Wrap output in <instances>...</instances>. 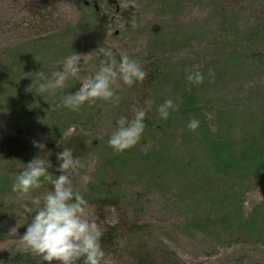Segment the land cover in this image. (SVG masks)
<instances>
[{
	"label": "rangeland",
	"instance_id": "1",
	"mask_svg": "<svg viewBox=\"0 0 264 264\" xmlns=\"http://www.w3.org/2000/svg\"><path fill=\"white\" fill-rule=\"evenodd\" d=\"M95 1L89 10L80 0H0V264H37L18 241L31 215L11 185L35 157L49 160L55 179L64 147L83 164L72 186L89 201L116 264H264V242L239 227L257 211L264 231V169L217 177L202 129L249 147L261 137L264 145V0ZM100 47L117 61L127 54L147 73L143 83L113 85L118 104L69 111L60 97L77 91L80 79L55 95L36 93L69 55L82 57L81 78L93 75ZM190 71L203 83H190ZM149 99L140 141L114 152L116 120L131 119ZM167 99L178 110L162 120L156 109ZM192 119L200 122L195 131L187 128ZM50 188L45 182L31 195ZM111 228L112 244L102 240Z\"/></svg>",
	"mask_w": 264,
	"mask_h": 264
},
{
	"label": "clouds",
	"instance_id": "2",
	"mask_svg": "<svg viewBox=\"0 0 264 264\" xmlns=\"http://www.w3.org/2000/svg\"><path fill=\"white\" fill-rule=\"evenodd\" d=\"M96 52L103 58L93 75L81 78L82 64L79 61L82 57L69 55L64 58L61 70L52 71L38 83L36 93L42 97L45 93L55 95L69 79H80L77 91L60 97L63 107L79 112L85 104L91 106L98 100L118 104L120 98L113 90L118 80L129 87L145 80L147 73L127 54L122 53L117 61L110 49L100 47ZM187 80L201 84L204 75L199 71H190ZM153 103L149 99L145 101V107L133 108L131 119L120 116L116 120L108 139V146L114 152H124L140 141L147 112ZM177 110L178 106L171 99L165 100L156 109L162 120H167L170 113ZM199 123V120L192 119L187 123V128L195 131ZM56 159L58 164L55 170L59 174L55 179L49 172L53 167L49 160L35 157L24 164L11 185L16 198L27 201L24 211L31 215V222L18 239L23 252L38 258L37 264H53V261L57 264H116L114 257L102 247L103 233L99 225L89 217V201L73 189L71 176L83 167L80 158L74 157L71 148L64 147ZM45 182L50 183L51 188L42 195L32 196L31 193L41 189ZM16 233L17 227H13L10 234Z\"/></svg>",
	"mask_w": 264,
	"mask_h": 264
},
{
	"label": "trees",
	"instance_id": "3",
	"mask_svg": "<svg viewBox=\"0 0 264 264\" xmlns=\"http://www.w3.org/2000/svg\"><path fill=\"white\" fill-rule=\"evenodd\" d=\"M86 9H93L95 7V0H80ZM263 26H264V16H263ZM189 94L186 96L188 100ZM190 100L187 101L186 105L190 104ZM190 106H192L190 104ZM205 130L207 137L210 139L211 145L214 147L212 152V164L214 175H219L220 171H225L224 173L241 174L243 170H247L250 175H255V171H260L264 169V145H262V138L260 137V145H255L252 147L247 146L244 142L238 144L236 142H226L219 139L218 132L214 133L212 128L208 124H204L202 127ZM213 138L217 139L213 142ZM153 156V153L149 156ZM233 178V177H232ZM217 179V178H216ZM98 194L99 189L95 188L92 193ZM100 197V196H99ZM229 198V197H228ZM227 199V198H226ZM101 201V198L98 199ZM238 214L240 215L241 207L237 204ZM259 213L257 211L253 212L248 218L241 219L239 227L244 233L250 238H255L259 241L264 242V231L261 229L259 218ZM133 229L138 231L136 226ZM246 229V230H245ZM117 228H111V233L108 236H104L102 240H106L109 243H115Z\"/></svg>",
	"mask_w": 264,
	"mask_h": 264
}]
</instances>
